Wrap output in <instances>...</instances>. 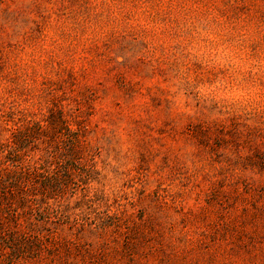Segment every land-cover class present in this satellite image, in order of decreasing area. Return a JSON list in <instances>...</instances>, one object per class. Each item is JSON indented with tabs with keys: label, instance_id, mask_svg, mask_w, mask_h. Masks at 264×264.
Returning a JSON list of instances; mask_svg holds the SVG:
<instances>
[{
	"label": "rangeland",
	"instance_id": "1",
	"mask_svg": "<svg viewBox=\"0 0 264 264\" xmlns=\"http://www.w3.org/2000/svg\"><path fill=\"white\" fill-rule=\"evenodd\" d=\"M0 158V264H264V0H0Z\"/></svg>",
	"mask_w": 264,
	"mask_h": 264
},
{
	"label": "trees",
	"instance_id": "2",
	"mask_svg": "<svg viewBox=\"0 0 264 264\" xmlns=\"http://www.w3.org/2000/svg\"><path fill=\"white\" fill-rule=\"evenodd\" d=\"M59 114V115H58ZM57 117H58V122L60 123V125H63V127L69 132V133H71V134H73V135H75V137L77 136L76 135V133L77 132H75L70 126H69V124H68V121L66 120V119H64V117H63V115H62V113H57ZM53 120L54 119H50L49 120V122H53ZM3 164V161H2V159L0 158V166ZM11 166H13L14 167V169L13 170H11V172H13L14 174H17L18 176L20 175V173H17V171H16V167H17V165L16 164H11ZM18 176H14V177H18ZM49 187H51V186H53V185H48Z\"/></svg>",
	"mask_w": 264,
	"mask_h": 264
}]
</instances>
